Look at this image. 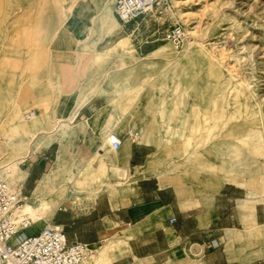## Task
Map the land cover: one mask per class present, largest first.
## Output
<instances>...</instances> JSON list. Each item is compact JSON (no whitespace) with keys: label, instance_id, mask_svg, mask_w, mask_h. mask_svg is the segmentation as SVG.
<instances>
[{"label":"rangeland","instance_id":"rangeland-1","mask_svg":"<svg viewBox=\"0 0 264 264\" xmlns=\"http://www.w3.org/2000/svg\"><path fill=\"white\" fill-rule=\"evenodd\" d=\"M115 3L0 0V169L25 158L19 165L23 180L13 183L8 176L5 181L25 184L26 169L33 167L41 178L27 204L43 198L50 206L41 221L33 220L27 234L42 231L68 200L71 206L83 200L79 193H86L87 207L112 185L118 189L131 181L128 174L126 181H107L119 172L111 169L109 176L99 154L98 167L92 160L76 167L73 137L85 130L86 125L75 119L94 94L106 96L124 115L126 83L134 89L130 101L143 93V100H154L164 93L159 91L163 84L173 86L182 112L187 106L184 95L189 100L190 123L179 133L184 138L188 131V136L169 147V154L151 158V170L170 162L171 176L187 194L201 192L196 183L204 178H212L213 186L225 179L244 181L264 207V0H173L171 10L160 9L132 34L116 20ZM176 22L189 36L180 50L162 40ZM61 104L66 105L63 116ZM28 115L35 118L28 121ZM149 118L146 129L153 120ZM129 128L130 124L121 125L118 131L124 141L133 139L126 138ZM109 135L114 141L106 139L101 150L118 140ZM53 143L46 153L43 148ZM114 164L113 168L120 165ZM3 176L0 171V179ZM76 177L95 178L100 185L75 187ZM32 184L27 183V190ZM107 239L96 248L98 256L91 264H113L112 256L123 241L115 230Z\"/></svg>","mask_w":264,"mask_h":264},{"label":"crops","instance_id":"crops-1","mask_svg":"<svg viewBox=\"0 0 264 264\" xmlns=\"http://www.w3.org/2000/svg\"><path fill=\"white\" fill-rule=\"evenodd\" d=\"M164 85L159 89L164 93H157L154 100H143L142 92L130 101L134 89L126 83L124 115L112 107L106 96H90L75 119L86 125L84 131L73 136L77 139L76 167L86 166L91 160L98 167L95 157L100 152L98 156L108 167L109 176L113 175L114 163L120 164V174L113 175L114 179L106 178L107 181H126L120 177L125 172L131 181L123 182L118 189V185H112L97 200L90 199L87 207L86 193H79L84 199H76L72 206L71 200L62 204L49 224L62 226L69 242H83L94 249L107 242L115 230L123 244L112 256L113 264H264V207L244 181L225 179L213 186L212 178H204L196 183L203 189L201 192L187 194L171 176L170 162L156 170L149 168L151 158L170 153L168 148L182 138L179 133L183 124L186 128L190 123L188 98L184 95L187 106L182 112L183 107L176 105L173 86ZM143 107L147 113L142 114ZM60 110L63 116L66 105L61 104ZM139 111L142 115L136 116ZM150 115L153 120L146 129ZM129 124L126 138L131 135L133 139L126 142L118 131L121 125ZM109 134L120 138L122 145L117 150L109 147L100 151ZM184 136H188V131ZM55 143L43 148L45 152L49 154ZM26 170L25 195L29 197L41 176L35 174L33 167ZM29 181L34 184L28 185L27 190ZM82 181L86 187L100 185L95 178Z\"/></svg>","mask_w":264,"mask_h":264},{"label":"built area","instance_id":"built-area-1","mask_svg":"<svg viewBox=\"0 0 264 264\" xmlns=\"http://www.w3.org/2000/svg\"><path fill=\"white\" fill-rule=\"evenodd\" d=\"M173 0H116L114 14L119 22L134 33L150 16L160 9H172ZM189 39L187 29L176 22L165 31L163 41L176 50L183 49ZM122 141L113 143L115 150ZM28 202L25 184L12 186L0 179V264H82L95 249L83 242H69L62 226L49 224L34 235L25 230L33 220L23 211Z\"/></svg>","mask_w":264,"mask_h":264},{"label":"bare ground","instance_id":"bare-ground-1","mask_svg":"<svg viewBox=\"0 0 264 264\" xmlns=\"http://www.w3.org/2000/svg\"><path fill=\"white\" fill-rule=\"evenodd\" d=\"M156 53H159V51H157L155 53H151L144 60H150L152 58V55H154ZM162 53H163V50L160 49V53L159 54H162ZM34 118H35V116H33V115H28V116L25 117V119L28 120V121L29 120H33ZM108 139H109V141H112L113 142L115 138L109 135L108 136ZM119 139L120 138H118V140ZM100 151H101V149H100ZM98 154H100V152ZM24 160H25V158H22L21 157L20 160H19V162H14L12 164H9V165H6V166L2 167L0 169V171H1V173H5V177L3 176L4 177V180L9 176V177L13 178V180H12L13 183L18 182V181H22L23 179L20 178V173H22V170L20 169L19 165L22 164V163H24L25 162ZM152 166H153V163H152V161H150L149 162V168L152 169ZM113 169L114 168H112V170ZM115 170L118 171L119 174H120V171H121L120 168H116ZM125 173H126V175L123 174V173H122L123 175L121 174L122 176H124V178L127 177V172H125ZM74 184H75V187H78V186L80 187V185L83 184V181H82V179H78L76 177V178H74ZM22 185H24V184H22ZM68 191H71V188H69ZM29 201L30 200L28 198V202ZM49 209H50V206L48 204V200L47 199H43V198H38V201L37 202H33V203H29V204L25 205L24 208H23V211L25 213L29 214V216L31 218H33L32 220H34V222H35V221H41L43 219L44 215H46L48 213ZM34 222H33V224H34ZM33 224H32V226H33ZM32 226L29 227V228H27L28 230L26 229L24 231L26 235H28L29 232H32V230H33ZM34 234H32V235H34ZM97 252H98V249H95L94 255L89 260L83 262L82 264H91L97 258V256H98L97 255Z\"/></svg>","mask_w":264,"mask_h":264}]
</instances>
